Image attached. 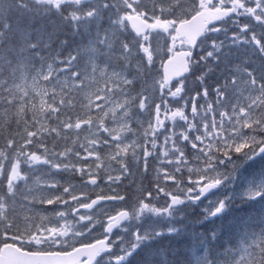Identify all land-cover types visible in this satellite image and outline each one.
Masks as SVG:
<instances>
[{"label": "snow or ice", "instance_id": "6c2138e0", "mask_svg": "<svg viewBox=\"0 0 264 264\" xmlns=\"http://www.w3.org/2000/svg\"><path fill=\"white\" fill-rule=\"evenodd\" d=\"M0 264H264V0H0Z\"/></svg>", "mask_w": 264, "mask_h": 264}]
</instances>
